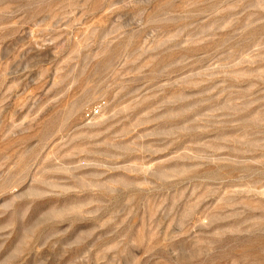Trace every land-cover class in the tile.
<instances>
[{"label":"rangeland","instance_id":"374dc122","mask_svg":"<svg viewBox=\"0 0 264 264\" xmlns=\"http://www.w3.org/2000/svg\"><path fill=\"white\" fill-rule=\"evenodd\" d=\"M0 264H264V0H0Z\"/></svg>","mask_w":264,"mask_h":264}]
</instances>
